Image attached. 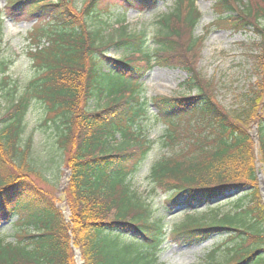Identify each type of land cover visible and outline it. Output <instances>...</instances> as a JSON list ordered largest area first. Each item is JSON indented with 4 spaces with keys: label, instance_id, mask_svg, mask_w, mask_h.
I'll use <instances>...</instances> for the list:
<instances>
[{
    "label": "trees",
    "instance_id": "trees-1",
    "mask_svg": "<svg viewBox=\"0 0 264 264\" xmlns=\"http://www.w3.org/2000/svg\"><path fill=\"white\" fill-rule=\"evenodd\" d=\"M161 1L117 0L119 6L107 7L105 0H88L79 14L69 0L10 1L13 15L47 19L51 29L43 34L53 46L42 62L32 60L37 74L26 85L6 91L11 103L0 115V264H74L71 237L83 264H157L166 241L190 246L212 234L225 236L196 264H264V205L248 133L256 129L264 167V106L259 103L263 97L264 104V86H258L260 92L252 87L236 114L205 94L208 85L199 87L193 75L183 82L185 94L146 99L140 80L153 64L175 56L169 50L178 31L157 32L150 49L142 32L121 31L116 40L101 42L89 27L87 17L111 18L115 6L145 10ZM174 1L172 12L161 17L162 26L168 29L171 16L181 18L186 36L196 40L189 33L201 18L196 0ZM212 2L216 16L204 29L256 31L248 0ZM117 15L122 21L124 12ZM110 44L125 54L116 60L102 55L100 50ZM126 53L137 54L139 60L128 59ZM30 54L36 58L45 53ZM103 62L109 65L105 71ZM259 77L264 85V75ZM7 85V79L0 80V93ZM91 100L97 102L93 109ZM34 104L41 108L40 127L50 132L40 147L31 133L24 136ZM149 104L155 109L153 120L165 125L161 143L169 151L149 166L150 192L165 194L167 209L187 213L185 222L172 230L131 187V177L152 149L142 125ZM62 164L70 172L64 189L68 222L28 177L54 186ZM5 226L11 232L2 231Z\"/></svg>",
    "mask_w": 264,
    "mask_h": 264
},
{
    "label": "rangeland",
    "instance_id": "rangeland-1",
    "mask_svg": "<svg viewBox=\"0 0 264 264\" xmlns=\"http://www.w3.org/2000/svg\"><path fill=\"white\" fill-rule=\"evenodd\" d=\"M10 1L0 0V19L2 20L0 64L1 62L5 64L4 69L0 68V80L4 78L8 80V85L0 93V115L11 103L6 91L15 85L17 90L26 85L32 76L37 74V68L32 64V60L34 61L35 59L36 62H42V56L48 54L53 46L52 39H49L46 35L44 36L51 29L47 19H36L35 17L23 14L13 15L11 10L8 9ZM87 1L69 0V6L72 11L79 14L80 9ZM112 3H117V0H105L107 7ZM212 4V0H196L197 8L201 12V18L196 28L192 32H189L196 37V40L186 36L188 31L184 30L181 18L171 16L168 22V29L162 26L161 17L172 12L176 5L174 0H163L153 9L145 10L135 7H118L119 4L117 3L118 6L113 8V14L117 15L120 12H124L122 21L116 19L118 15L115 18L113 14H111V18L110 15H107V18L104 15H100L97 16L98 18L87 17V20L88 24H90L89 27L98 32L101 42L116 40L121 31L130 34L142 32L150 49L155 46L154 36L157 32L160 33L167 30L169 34H172L171 31L173 29L177 30V39L172 49L169 50L175 51L173 53L175 56L168 63H155V66L140 80L143 86L144 97L149 99L159 95L175 96L185 94L183 82L193 75L194 80L200 82V84L198 83L199 87L205 84L208 85L205 94L211 97L224 110L236 114L234 111L245 104V95L247 93L248 95L250 94V89L254 87V89L260 92L258 86H264L263 81L259 77V75H264V0H248V7L252 9L248 16H250L251 22L253 21L255 24L253 26L256 28V31L254 29L236 31L215 27L207 30L204 29L205 25L216 16L215 11L217 9ZM114 5L112 4V7ZM39 50L45 54L38 55L36 58L30 54V52L36 53ZM100 53L115 60L125 54L116 44H110L108 48L101 49ZM126 57L128 59L131 58L132 61L139 60L136 58L137 54L134 53H126ZM99 59L103 60L101 55ZM102 67L105 71L109 68V65L103 62ZM83 72L81 69L76 70L78 74L83 75ZM193 92L191 91L190 93L193 94ZM262 99L263 97L259 101L260 108L264 106ZM104 101L105 98L98 101V103L103 104ZM36 104L31 106L30 113L27 115L24 136L31 133L35 144L40 147L42 146L41 143L48 138L47 135L50 132L40 127L39 116L41 115V108L38 106L35 108ZM95 105H97L96 101H89L90 109L96 107ZM154 113L155 109L149 104L147 118L142 121V125L143 134L152 141V149L131 177V187L143 201L149 200L150 204L152 203L154 216H164L165 221L168 223L167 230H172L175 225L185 222L187 213L175 207H172L171 210L167 209L163 205L166 195L162 193L151 194L150 192L149 179L147 177L149 166L155 159L169 152L161 143V135L165 129V125L161 121L155 122L153 120ZM263 113L261 112L260 115L263 116ZM254 132H256V129L253 127L248 130L251 138ZM118 140L117 138L116 141ZM253 142L255 153L254 168L256 170V164L259 163L260 165L258 166L264 176V167L259 159L258 143L254 140ZM66 170L68 168L62 164L60 177L54 186L43 183L33 175L28 177L33 185L35 184L44 193L48 194L55 201L56 206L59 207L61 203L59 200L61 193L60 185L63 182ZM24 183L28 182L25 181ZM256 183L259 190L258 179ZM238 193L232 194V196H236ZM65 205L68 209V215L67 220H64L68 222L70 210L67 206V201ZM202 207L203 205L198 209L200 210ZM2 231L11 232L9 226L3 227ZM224 236L225 234H212L205 242L191 246L168 240L158 251L157 264H196L202 259L201 257H203L204 253L213 245L220 243ZM70 247L74 264H77L76 250L80 252L79 259L82 262L81 264H83L81 251L75 245L72 237ZM222 258V254L217 256L218 260H222Z\"/></svg>",
    "mask_w": 264,
    "mask_h": 264
},
{
    "label": "water",
    "instance_id": "water-1",
    "mask_svg": "<svg viewBox=\"0 0 264 264\" xmlns=\"http://www.w3.org/2000/svg\"><path fill=\"white\" fill-rule=\"evenodd\" d=\"M252 137H253V140L256 142L257 141V136H256L255 132L253 133ZM258 165H260V164L259 163L256 164V176H257V179H258L260 195H261L262 201L264 203V176L262 175V171H261V169H260V167ZM68 179H69V171L66 170L63 182L60 185V190L61 191H63L65 189V186H66V184L68 182ZM59 199H60V202H61L60 206H59V209L62 212L63 218L65 220H67L68 209H67V207L65 205L66 204L65 194L61 192L60 195H59ZM75 256H76V259H77L76 260L77 264H81L82 262L79 259L80 252L76 250L75 251Z\"/></svg>",
    "mask_w": 264,
    "mask_h": 264
}]
</instances>
